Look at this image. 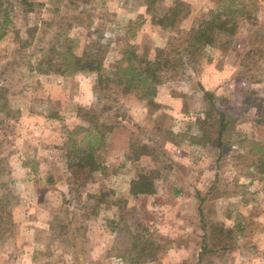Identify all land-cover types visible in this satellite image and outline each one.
I'll list each match as a JSON object with an SVG mask.
<instances>
[{
	"label": "rangeland",
	"instance_id": "1",
	"mask_svg": "<svg viewBox=\"0 0 264 264\" xmlns=\"http://www.w3.org/2000/svg\"><path fill=\"white\" fill-rule=\"evenodd\" d=\"M218 1L2 0L9 24L0 39V196L11 218L0 264H264V172L240 158L264 142V125L255 123L264 116V91H256L264 82V0H239L249 19L236 35L218 36L188 54L185 67L165 72L157 106L112 104L119 124L97 156L102 168L76 196L67 194L58 148L81 124L78 106L99 110L106 98L93 74L39 72L42 58L66 45L77 56L100 50L107 69L126 44L149 59L156 49L178 50L182 29L209 19ZM178 4L180 30L159 25ZM131 143L162 155L131 159ZM149 172L155 193L132 198L130 181ZM132 235L145 243L137 262L117 257Z\"/></svg>",
	"mask_w": 264,
	"mask_h": 264
},
{
	"label": "trees",
	"instance_id": "2",
	"mask_svg": "<svg viewBox=\"0 0 264 264\" xmlns=\"http://www.w3.org/2000/svg\"><path fill=\"white\" fill-rule=\"evenodd\" d=\"M146 1L153 4L162 0ZM146 5L148 6L147 3ZM211 13L209 19L201 20L196 27L188 30L182 29L180 32L181 38L179 37L184 45L182 48L178 50L156 49L152 59L139 55L135 48L128 44L121 49L122 58L117 60L112 68L108 67V69L103 66V57L100 55L102 54L100 50L85 52L81 56H77L66 45L63 52H52L53 54L49 53V55L42 58L38 66L46 69H44L45 71H39L40 73H48L53 68L55 72L62 76L72 77L78 73L93 74L97 89L99 92H103L106 98L105 103L99 110L93 109V107L78 106L77 115L81 119V124L67 133L64 143L58 148L62 153L61 157L65 160V169L68 175H65L67 184L71 186V191L69 190L67 193L69 196H72L70 193H74L75 196L79 195L78 189L86 188L93 180L94 174L102 168L97 156H99L100 150L105 144L108 131L119 124V109L113 107V103H117L121 99L131 98L136 102L147 101V105L157 106L154 99L158 86L166 81L165 72L173 73L172 71H178L185 67L188 54L201 53L206 47L215 46L218 36L220 37L224 33H228L229 36L236 35L241 24L249 19V17L246 18L244 6L239 0H219L218 6ZM0 17L2 19L0 23L1 39L6 33L4 26L9 24L7 9L3 8L2 0H0ZM185 18L186 16H181L178 4L170 8V13L165 18L168 21L162 19L158 24L171 29H179ZM205 95H208V93ZM112 96H115L114 99H112ZM109 108H115V112L109 113ZM219 116L223 117L221 113H219ZM219 121V147H221L220 135L223 133L224 124L221 119ZM255 123L256 125H264V116L260 114ZM134 143L130 145L129 158L131 159L136 160L140 155H162L147 143L142 145ZM240 158H248L250 166H255L258 172L262 174L264 172V142L250 143V150L245 156L240 155ZM51 180L49 179L48 182L51 183ZM155 191L154 172L139 174L136 179L131 180L129 183L128 192L132 198L153 195ZM70 203L71 200L65 197L63 204L67 207L68 223L71 224L75 218L69 209ZM9 204L10 201L7 195L1 194L0 235L7 231V226L10 223ZM119 233L118 235L122 234V232ZM118 235L117 240H119ZM128 243L126 250L117 257L125 260L128 258L129 262H137L142 253L141 251L145 250V243L139 241L135 235L131 236ZM115 244L121 246L119 243ZM129 246L130 249L128 250ZM116 249L117 247L113 248V251Z\"/></svg>",
	"mask_w": 264,
	"mask_h": 264
},
{
	"label": "crops",
	"instance_id": "3",
	"mask_svg": "<svg viewBox=\"0 0 264 264\" xmlns=\"http://www.w3.org/2000/svg\"><path fill=\"white\" fill-rule=\"evenodd\" d=\"M233 70H234V67H233ZM244 85H245V86H246V85H247V86H250L249 83L246 84V82H245ZM256 88H257V90H256L257 92L264 91V82H262L261 85L258 86V87H256ZM79 100H80V99H79ZM80 102H83V101L80 100ZM168 105H169V106L177 105V101H176V99H169V103H168ZM121 130H122V128L119 129V134H121ZM119 134H118V136H119ZM18 138L20 139V141H22V142L24 143V141H26V138H28V137L25 135V133H21V134L18 136ZM59 140H61V139H59ZM121 148L125 149L124 152H125V151L127 152V150H126V148H127V144L123 145ZM130 164H131V163H127V164L120 165L119 168L121 169V168H123V167H125V166H128V165H130ZM125 186H127L126 182H125Z\"/></svg>",
	"mask_w": 264,
	"mask_h": 264
}]
</instances>
